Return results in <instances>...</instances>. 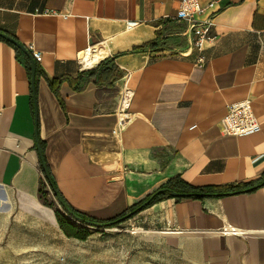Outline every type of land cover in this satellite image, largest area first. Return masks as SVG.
<instances>
[{
	"label": "crops",
	"instance_id": "crops-1",
	"mask_svg": "<svg viewBox=\"0 0 264 264\" xmlns=\"http://www.w3.org/2000/svg\"><path fill=\"white\" fill-rule=\"evenodd\" d=\"M178 2L0 0V31L42 56L35 119L30 70L0 40V217L41 236L75 238L41 199L39 145L59 195L93 220L120 214L174 178L212 188L199 198L166 196L132 218L185 260L264 264V0L218 2L217 38L202 64L186 25L170 19ZM128 21L137 24L127 29ZM98 43L107 47L99 62H113L119 77H83L82 89L63 80L56 94L51 80L99 63L81 59ZM127 74L130 120L114 134ZM243 99L260 128L225 134L227 106Z\"/></svg>",
	"mask_w": 264,
	"mask_h": 264
},
{
	"label": "rangeland",
	"instance_id": "rangeland-1",
	"mask_svg": "<svg viewBox=\"0 0 264 264\" xmlns=\"http://www.w3.org/2000/svg\"><path fill=\"white\" fill-rule=\"evenodd\" d=\"M48 184L43 177L42 201L67 217ZM70 221L81 226L71 217ZM17 224L0 217V264H197L167 250L132 217L117 227H85L89 230L85 239H61L53 233L41 236Z\"/></svg>",
	"mask_w": 264,
	"mask_h": 264
},
{
	"label": "built area",
	"instance_id": "built-area-1",
	"mask_svg": "<svg viewBox=\"0 0 264 264\" xmlns=\"http://www.w3.org/2000/svg\"><path fill=\"white\" fill-rule=\"evenodd\" d=\"M220 0H179L176 13L170 17L176 22H183L191 35V46L197 51L196 62L202 64L206 60L204 54L205 45L215 41L217 35L212 32L215 25L214 19L219 10L217 4ZM47 13V12H45ZM137 24L136 21H128L126 28L131 29ZM87 49V48H86ZM35 60H41V53L37 50H30ZM129 74L122 85L119 99L118 120L113 127V133L119 134L130 120L128 112L133 91L128 85ZM222 131L229 135H248L256 132L260 124L254 116L252 105L249 99L239 100L227 106L226 114L221 121Z\"/></svg>",
	"mask_w": 264,
	"mask_h": 264
},
{
	"label": "trees",
	"instance_id": "trees-1",
	"mask_svg": "<svg viewBox=\"0 0 264 264\" xmlns=\"http://www.w3.org/2000/svg\"><path fill=\"white\" fill-rule=\"evenodd\" d=\"M0 40L6 42L7 44H9L10 46H12L14 48L15 53H16V57L19 59L22 58V61L25 64V67L27 68V70L29 72L30 63H29V59L27 58V56L22 51H20L17 47H15L13 44H11L10 42H8L2 38H0ZM142 48H144V45L137 47V48H134V49L139 50ZM38 73H39V69H38V67H36L35 76H37ZM119 75H120V72L118 71L117 66L113 62L109 61L108 59H103L93 69L81 72L76 78H70V77H61V78H57V79L55 78L49 82V85L52 87L53 91L56 94H58L57 86L63 80H68L71 84H73V82L75 81L74 83L76 85H73V87L75 89L76 88L82 89L85 86V83H83L82 85L79 86L78 82L83 77H87V78L88 77H94L91 80L97 84H110L114 79H117L119 77ZM85 82H87V81H85ZM55 83L57 84L56 87L54 86ZM162 188H166L167 190L163 191V192H157L158 190H155L152 193H150L149 195H147L144 199L140 200L138 203L127 207L120 214H118L114 217L108 218V219H98V220L94 219L93 220V218H90V217H88V216H86L80 212L73 210L67 203H66V205L71 209V211L74 214H76L77 216H79L83 220L92 221V222L95 221L97 223H107L109 221H114L117 218L122 217L123 215H125V214L131 212L132 210L136 209L139 205H141L149 197H151V199L149 200L148 204L143 206L137 212H139V211L145 209L146 207L164 199L166 196L174 197L170 193L169 190H172V191H175V192L181 193V194H186V195L188 194V196L183 195L184 197H195V198L201 197L199 195V194H201V192L205 193V192H211L212 191V188H210V187L195 188V187H193V186L187 184L186 182H183L177 178L169 180L165 185H163L161 187V189ZM176 198H182V197L178 196ZM62 199H63V197H62ZM137 212L132 214L129 218H131ZM56 216H57V221H58L59 227L61 228V230L64 232L65 235H67L69 237L79 238V239H85L89 235V230L87 228H85L83 226L79 227V226L75 225L74 223H72L70 221V217L68 215H67V217H64L62 214H60L56 210ZM125 220H127V219H125ZM119 223H121V222L112 223L111 225H108V227H117L119 225Z\"/></svg>",
	"mask_w": 264,
	"mask_h": 264
},
{
	"label": "water",
	"instance_id": "water-1",
	"mask_svg": "<svg viewBox=\"0 0 264 264\" xmlns=\"http://www.w3.org/2000/svg\"><path fill=\"white\" fill-rule=\"evenodd\" d=\"M0 38L10 42L11 44H13L20 51H22L27 56V58L29 59V63H30V83H31V90H32V94H33V110H34V116H35V119H36L37 118V102H36L35 87H34L36 62L33 59L32 55H31L30 51L27 49V47L25 45L21 44L17 39L12 37L8 33L2 32V31H0ZM37 150H38L40 158H41V164H42V169H43L45 178H46L47 182L49 183V186L51 187V192L53 193V195H54L55 199L57 200L58 204L64 209V212L69 217L73 218L74 220H76L78 222H83L85 224H88V225H91V226H94V227H97V228L108 226V225H111L112 223L122 222L125 219H128L132 214H134L135 212L140 210L143 206L147 205L149 200L151 199V197H149L141 205H139L136 209H134L131 212L123 215L122 217L117 218L114 221H109L107 223H97V222H91V221L83 220L82 218H80L79 216H77L76 214H74L71 211V209L66 205L65 201L61 198V196L59 195V193L57 192V190L53 186V183L51 182L47 167H46V165H45V163L43 161V156H42L41 149H40L39 145H37ZM166 190H167L166 188H162V189H159L157 192H163V191H166ZM169 191L174 197L186 195V194L177 193V192L172 191V190H169Z\"/></svg>",
	"mask_w": 264,
	"mask_h": 264
},
{
	"label": "bare ground",
	"instance_id": "bare-ground-1",
	"mask_svg": "<svg viewBox=\"0 0 264 264\" xmlns=\"http://www.w3.org/2000/svg\"><path fill=\"white\" fill-rule=\"evenodd\" d=\"M106 53L107 47L104 46V44L98 43L93 46L90 45L84 52H82L81 59L85 65L91 66L98 63Z\"/></svg>",
	"mask_w": 264,
	"mask_h": 264
}]
</instances>
